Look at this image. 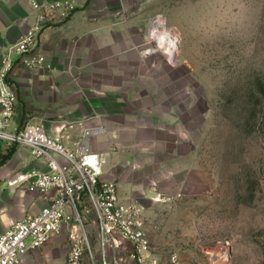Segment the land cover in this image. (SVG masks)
<instances>
[{
	"label": "rangeland",
	"instance_id": "rangeland-1",
	"mask_svg": "<svg viewBox=\"0 0 264 264\" xmlns=\"http://www.w3.org/2000/svg\"><path fill=\"white\" fill-rule=\"evenodd\" d=\"M145 2L149 28L160 19L178 38L175 55L145 54L158 45L149 28L134 56L145 64L123 73L72 61L60 71L58 57L43 55L45 67L27 66L17 89L25 124L75 141L83 127L115 123L118 135L102 131L93 149L110 152L104 176L117 181L121 202L144 209L150 257L161 264L173 254L182 264H264V0ZM154 103L155 114L140 112ZM96 111L111 116L94 119ZM91 236L95 264H104Z\"/></svg>",
	"mask_w": 264,
	"mask_h": 264
},
{
	"label": "built area",
	"instance_id": "built-area-1",
	"mask_svg": "<svg viewBox=\"0 0 264 264\" xmlns=\"http://www.w3.org/2000/svg\"><path fill=\"white\" fill-rule=\"evenodd\" d=\"M46 8L66 17L76 6L74 0H62ZM156 22L153 21L147 37L158 45L147 49V55L161 49L157 36L151 33ZM38 32L36 27L24 35L14 47L15 53L33 49ZM25 64L30 68H44L46 60L37 53ZM7 72H0V141L26 149L34 159L43 162L46 171L33 169L26 180L30 189L51 196L50 203L39 213L15 222L0 235V264H24L29 251L42 248L52 237L65 231L70 243L66 264H95L90 242L93 234L104 264L108 253H112L111 264H123L125 259L127 264H161L157 258L150 257L144 209L135 203L121 202L117 181L104 176L103 159L89 144L93 131H88L69 148L63 143V136H50L41 125H15L17 99L7 82ZM92 215L96 233L89 228ZM123 242L129 247L120 251ZM168 264H182L179 255H171Z\"/></svg>",
	"mask_w": 264,
	"mask_h": 264
},
{
	"label": "crops",
	"instance_id": "crops-1",
	"mask_svg": "<svg viewBox=\"0 0 264 264\" xmlns=\"http://www.w3.org/2000/svg\"><path fill=\"white\" fill-rule=\"evenodd\" d=\"M56 1L62 0H0V72L8 71L7 82L17 94L19 106L13 119L18 127L25 125V117L17 89L22 82L24 70L27 69L25 61L37 53L45 55L48 62L58 57V63L63 67L60 71L65 72L68 70L69 61L80 71L91 73L100 69L123 73L131 65L137 68L145 64L143 59L134 58L135 54L139 55L136 39L145 41L151 21L145 0H74L76 9L68 17H62L59 11L47 10L46 7ZM36 27L39 28L37 45L27 53H15L14 47L20 39ZM99 65L102 68H98ZM121 85L124 86L123 82H108L101 86L116 90ZM124 97L121 96L123 99ZM121 98L119 100L122 101ZM138 99L137 96L136 100ZM154 105L155 103L150 104L145 109L144 106L140 107V112L147 110L149 114H155L158 107L155 108ZM114 113L122 115L124 111L117 110ZM96 114L94 119L100 117L99 119L106 120L103 118L111 116L104 111H96ZM136 115L135 120L144 118L137 112ZM114 124L105 123L100 128L97 124L90 125L79 131L78 139L86 136L88 131H93L88 138L89 144L94 152L105 157L103 170L111 168L110 165L113 164L109 162L112 157L107 149H93V143L98 142V136L103 132L118 135L119 130ZM139 127L140 124H136V128ZM152 127L153 125L149 128ZM48 134L57 137L49 132ZM71 136L70 134L67 139L63 136L62 140L69 148L78 140L73 141ZM11 150L12 156L3 161L1 156L7 155ZM33 169L46 171L43 162L34 159L28 150L8 146L0 141V235L15 222L39 213L50 203V194L30 189L26 178ZM69 251L70 243L65 231L52 237L42 248L29 251L24 264H66Z\"/></svg>",
	"mask_w": 264,
	"mask_h": 264
},
{
	"label": "bare ground",
	"instance_id": "bare-ground-1",
	"mask_svg": "<svg viewBox=\"0 0 264 264\" xmlns=\"http://www.w3.org/2000/svg\"><path fill=\"white\" fill-rule=\"evenodd\" d=\"M160 26L161 22L160 19H158L155 23V26L152 28L151 33L157 36L160 42V48H163L165 52H169L175 55L178 47V38L176 37V35H173L172 32L160 30Z\"/></svg>",
	"mask_w": 264,
	"mask_h": 264
},
{
	"label": "trees",
	"instance_id": "trees-1",
	"mask_svg": "<svg viewBox=\"0 0 264 264\" xmlns=\"http://www.w3.org/2000/svg\"><path fill=\"white\" fill-rule=\"evenodd\" d=\"M12 154H13V150H11V151H9L8 152V154L7 155H5V157H4V159H3V161H6V160H8L11 156H12Z\"/></svg>",
	"mask_w": 264,
	"mask_h": 264
}]
</instances>
